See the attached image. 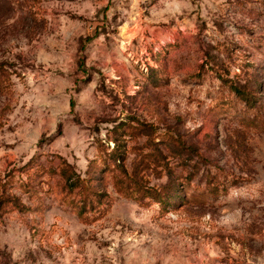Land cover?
Instances as JSON below:
<instances>
[{"label": "rangeland", "instance_id": "374dc122", "mask_svg": "<svg viewBox=\"0 0 264 264\" xmlns=\"http://www.w3.org/2000/svg\"><path fill=\"white\" fill-rule=\"evenodd\" d=\"M122 121L185 139L139 174L182 180L170 204L124 185L117 141L131 170L149 148ZM2 191L0 264H264V0H0Z\"/></svg>", "mask_w": 264, "mask_h": 264}, {"label": "trees", "instance_id": "16d2710c", "mask_svg": "<svg viewBox=\"0 0 264 264\" xmlns=\"http://www.w3.org/2000/svg\"><path fill=\"white\" fill-rule=\"evenodd\" d=\"M212 58V57H211ZM217 64V62H215ZM222 79L227 83L229 89L244 99L249 106H255L257 102V93H255L249 85L245 83H241L239 80L233 79L229 76H224L222 73L219 74ZM122 121L117 123L114 127V130H124V127H129L135 131H139L140 135H144L146 137V143H148L149 150L144 154V158L139 159V162H136V165H132V170L127 167L126 164V153L128 150L125 148L122 150L120 148L121 144L117 141V146L112 150V154H114V158L116 160V167L119 168L120 172L125 174L126 179L129 181L125 182L126 188L133 194L136 195V199H141L142 197H138V193L143 190L146 197L152 198L154 200L159 201L163 205L170 204L172 199H174V195L181 194L180 190H182V180H178V178L170 177L169 181L165 184L159 185H142V177L139 175L140 171L145 167L147 169L153 170H163L169 173L172 172L171 165L169 163L168 157L169 154L173 156L180 155L184 150H189L187 148V144L185 139L180 135V133L174 132L172 129H166L165 131H159V127L150 121H139L136 123L137 125H132V123H124ZM125 125V126H124ZM121 128V129H118ZM133 135V133H132ZM162 145L166 146L168 152H165ZM187 148V149H186ZM191 150L195 151L199 159L207 161L206 157L199 151L196 147H190ZM170 152V153H169ZM183 162V161H182ZM194 167V166H193ZM196 168V167H194ZM67 170L63 169L61 171L64 179H70V175H67ZM216 174V173H215ZM213 174L212 172H207V185L209 187V191L213 193H218L220 190V186H226L224 178L220 177V174ZM79 181L82 183V188L86 191L84 192V198H82L81 207L79 209V213L84 214V212L88 213L89 211H96L97 205H95L92 195L94 194V199L97 197L98 199V191L93 189L88 182V177H78ZM124 182V180H122ZM71 188H74V185H70ZM226 189V188H224ZM13 204L19 209L24 208L26 205L23 201L18 200V196L15 194L7 193L6 191H2L0 194V210L5 208L7 204ZM86 213V214H87Z\"/></svg>", "mask_w": 264, "mask_h": 264}]
</instances>
